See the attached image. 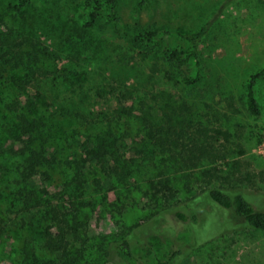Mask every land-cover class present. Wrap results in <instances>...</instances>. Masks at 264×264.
I'll use <instances>...</instances> for the list:
<instances>
[{"label":"rangeland","instance_id":"rangeland-1","mask_svg":"<svg viewBox=\"0 0 264 264\" xmlns=\"http://www.w3.org/2000/svg\"><path fill=\"white\" fill-rule=\"evenodd\" d=\"M17 1L0 0V163L7 169L0 172V264H25L26 256L74 262L72 255L76 264H264V230L233 219L205 191L241 192L264 211V157L256 153L264 131V73L254 88L261 114L253 115L245 102L250 74L264 67V0H116L118 21L106 19V0ZM96 7L104 13L87 25ZM209 19L199 64L189 59L191 73L200 70L203 80L186 86L169 78L160 47L143 34L157 30L165 48L189 50L180 34ZM39 43L51 58L37 65L49 72L28 91H39L44 101L32 115L45 124L36 143L50 160L41 167L50 178L36 177L37 197L24 205L16 198L18 190L25 192L18 179L21 158L5 151L13 121L6 107L17 93L11 77L36 63L29 52ZM127 90L131 96L122 98ZM77 110L83 121L71 116ZM60 122L67 125L69 145L46 140L47 124ZM213 128L226 130L229 139L215 137ZM106 133L118 172L105 175L89 157L79 182L73 181V161L86 156L78 142ZM193 134L196 145L210 141L222 156L190 165L189 151L177 142H190ZM32 204L37 210L27 211ZM50 204L57 210L46 215ZM52 225L58 232L75 230L67 237V255L43 247L44 227ZM124 237L132 257L116 247Z\"/></svg>","mask_w":264,"mask_h":264},{"label":"trees","instance_id":"trees-1","mask_svg":"<svg viewBox=\"0 0 264 264\" xmlns=\"http://www.w3.org/2000/svg\"><path fill=\"white\" fill-rule=\"evenodd\" d=\"M30 1L31 0H18L17 4L18 6H23L28 4ZM106 1L109 4V10L105 14L106 19L109 21H118V15L115 12L114 8L116 0ZM103 13L104 12L102 8H94L88 13L86 20L87 25L94 24L96 19L99 16L103 15ZM212 19L207 20L200 28H198L197 31L184 32L180 34L191 44V48L189 50L181 48H165L163 46V36H159L156 38L158 33L157 30H147L143 34V38L146 41H153L155 39V45L160 47V58L162 63L168 66L166 72L169 73V78L176 77L178 82H181L186 86H194L203 80L204 76L200 70L195 74L191 73L189 59L193 58L195 60V63L197 65L199 64V45L202 37L207 32ZM50 52L51 51L48 46L44 45L43 43H39L38 45H36L29 52L33 55V60H35L36 63L31 64L30 70L26 71L23 75H15L10 79L13 86H15V88L17 89V93L15 94V97L10 99L6 107L7 112H9L11 117H13V121L8 125L7 131H5V134H7L6 139L9 143L6 146L5 151L9 155L17 154L21 158V162L18 168V179H20L25 192H23L21 189L18 190L16 198L22 201L24 205L31 204L32 199L37 197V188L33 186V184L36 183V177L42 179L50 178V171L47 169V163H49L50 160L44 153L45 149L42 146L38 147L36 143L38 133L41 131V126L45 124L43 121L41 122V118L39 116L32 115L33 113H36L38 105L44 103V101L41 100L39 91H28L29 86L36 77L42 75L44 76L49 72L41 65L38 66L37 64L39 63V61H42L43 58H51ZM262 73H264V67L261 68L260 71L254 74H250L249 79L246 82L245 89V102L247 109L250 110L253 115L257 116L261 114V111L254 88L257 79L261 76ZM128 96H131V92H129V90L121 93L122 98H126ZM122 111H125V109ZM71 116L82 121L85 118V116L82 115V113L78 110L71 113ZM44 131L47 141L52 137L58 140H62L63 142L67 143V145L71 143L69 133L66 132L67 125L63 122L55 125L47 124V128L44 129ZM213 131L215 137L222 136L224 140L229 139V133L226 130L213 128ZM201 132L202 130L200 129L197 134L200 135ZM176 133H178L179 138H182L184 136L182 130H178ZM261 135L262 133L258 134L257 142H259ZM212 136L213 135L210 134L209 138ZM151 137H154L153 134H151ZM191 138V141L187 142L189 145L181 140V142H177V144H181V147L183 149L189 151L187 161L190 163V165L195 166L198 162L201 161L202 158L211 156L212 154L215 157L222 156V152H219V149L213 147L210 141L207 142L208 144H202L201 146H199L196 145L194 134ZM167 143L169 144V142ZM108 144L109 134L107 133L106 135L100 134L99 136L88 138L84 142H78L79 147H81L85 151L86 156L78 157L77 160L73 161V167L77 170L73 181L79 182V174H81L82 172L81 168H83L84 162L89 157L93 161H95V164L105 175H114L118 172L119 168L116 164V159L113 158L110 154ZM55 158L56 157H54V159ZM43 166L47 167L41 169V167ZM1 171L6 172L7 169L3 164L0 163V172ZM205 191L208 192L210 198L213 201H215L222 207L231 210L230 215L233 219H243V221H245L252 227L264 230V211L255 209L251 202L241 192H235L231 194L221 188H209ZM192 201L193 198L191 202ZM36 202L39 204L43 203L40 198H38ZM190 203L188 202L189 205H186L192 206V204ZM191 208H189V211L194 213L196 207ZM26 210L31 211L37 209L35 208V204H32L31 206H28ZM55 210H57L56 206L50 204L45 214L49 215L50 213L55 212ZM77 211L78 209L76 210V212ZM176 214L180 219L185 220L186 215L183 212L177 211ZM54 217L56 219V223L60 221V218L58 216ZM77 217L78 215L75 213V215H73L72 222H76L75 219ZM193 218H195V221L197 220L196 214L192 215V219ZM69 231L75 230L65 229L61 232H58V230L54 228V225L44 227L43 247H46L49 251L56 253L57 257L58 255H67L69 249L71 248L70 239L67 238L68 234L70 233ZM54 233L56 235H53ZM58 233H60L59 236H57ZM75 236L78 237L76 233ZM207 240V238L203 239L202 241L196 240L197 246L203 245V243ZM116 247L119 248L123 253L128 255V257H132L131 246L127 237L121 238V240L118 241ZM179 252L180 250L174 251L175 254ZM72 258L74 259V262L70 258H68L67 260L64 259L62 262L54 261L55 258H50L44 261L42 260V262H40V260L35 256H31V258H28V256H26L25 264H76L77 260L75 256L72 255ZM155 264H165V261L158 260Z\"/></svg>","mask_w":264,"mask_h":264},{"label":"built area","instance_id":"built-area-1","mask_svg":"<svg viewBox=\"0 0 264 264\" xmlns=\"http://www.w3.org/2000/svg\"><path fill=\"white\" fill-rule=\"evenodd\" d=\"M256 153L259 156L264 157V131L262 132L260 140L258 144L256 145Z\"/></svg>","mask_w":264,"mask_h":264}]
</instances>
